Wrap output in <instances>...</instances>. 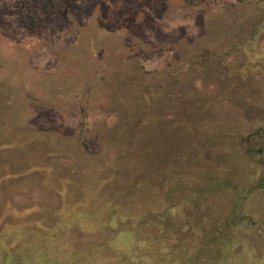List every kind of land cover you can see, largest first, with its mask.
Listing matches in <instances>:
<instances>
[{"label":"rangeland","instance_id":"rangeland-1","mask_svg":"<svg viewBox=\"0 0 264 264\" xmlns=\"http://www.w3.org/2000/svg\"><path fill=\"white\" fill-rule=\"evenodd\" d=\"M261 128L264 0H0V264H163L164 208L194 248L240 200L264 264Z\"/></svg>","mask_w":264,"mask_h":264},{"label":"trees","instance_id":"trees-1","mask_svg":"<svg viewBox=\"0 0 264 264\" xmlns=\"http://www.w3.org/2000/svg\"><path fill=\"white\" fill-rule=\"evenodd\" d=\"M9 133L12 137L16 135L10 128V124L7 127L6 138ZM242 144L246 146L244 151L251 152V158L264 168V129L261 128L248 134ZM263 189L264 175L253 184V188L246 191V194ZM166 212L168 211L164 208L161 230L152 226L155 233L147 238L149 242L156 243L160 238V233L163 234L161 246L163 248V264H255L250 261L257 255L251 258L250 251L246 248L255 249L253 241L257 237L259 224L256 219L245 212L243 201L233 203L229 212L220 215L221 219L212 222L210 228L205 223L200 228L195 225L192 228L188 227L187 232L190 231L201 236L194 248L189 246L188 241L175 237L181 227H178L176 222H172L171 216ZM156 244L158 245V243ZM154 255H157V251L154 252ZM247 256L249 261L245 259Z\"/></svg>","mask_w":264,"mask_h":264}]
</instances>
